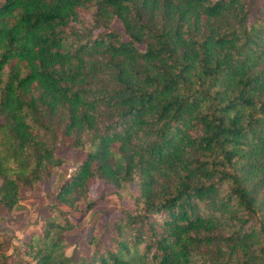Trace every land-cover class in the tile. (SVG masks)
Listing matches in <instances>:
<instances>
[{"label":"trees","instance_id":"16d2710c","mask_svg":"<svg viewBox=\"0 0 264 264\" xmlns=\"http://www.w3.org/2000/svg\"><path fill=\"white\" fill-rule=\"evenodd\" d=\"M52 178L0 264H264V2L0 0V205ZM98 181L135 209L68 255Z\"/></svg>","mask_w":264,"mask_h":264},{"label":"rangeland","instance_id":"374dc122","mask_svg":"<svg viewBox=\"0 0 264 264\" xmlns=\"http://www.w3.org/2000/svg\"><path fill=\"white\" fill-rule=\"evenodd\" d=\"M264 0H258V4H263ZM113 27L119 32H123V27L115 22ZM59 155L71 161L69 171L77 166L84 154L76 153L68 147L59 145ZM54 184L52 178L47 184H43L35 191L22 190L23 208L13 212L7 211L0 205V232L12 234L17 239H25L31 232L39 231L43 219L50 215L48 207L51 203L50 189ZM135 184H130L128 188L118 189L114 185L98 181L92 185L90 196L97 201L96 207L87 215L83 216L73 213L77 221H81V227L67 233L68 255L85 256L90 253V240L95 236H101L104 243H110V233L113 230L114 219L122 210L133 211L135 209L134 200L131 194H136ZM60 207L69 211L66 206ZM35 221H39L37 224Z\"/></svg>","mask_w":264,"mask_h":264}]
</instances>
